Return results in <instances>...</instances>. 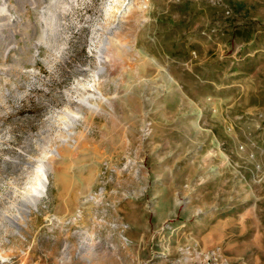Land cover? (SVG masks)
I'll use <instances>...</instances> for the list:
<instances>
[{"label":"rangeland","instance_id":"1","mask_svg":"<svg viewBox=\"0 0 264 264\" xmlns=\"http://www.w3.org/2000/svg\"><path fill=\"white\" fill-rule=\"evenodd\" d=\"M0 264H264V0H0Z\"/></svg>","mask_w":264,"mask_h":264},{"label":"bare ground","instance_id":"2","mask_svg":"<svg viewBox=\"0 0 264 264\" xmlns=\"http://www.w3.org/2000/svg\"><path fill=\"white\" fill-rule=\"evenodd\" d=\"M84 101H86V102H87V98H85V99H84Z\"/></svg>","mask_w":264,"mask_h":264}]
</instances>
